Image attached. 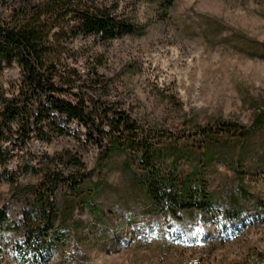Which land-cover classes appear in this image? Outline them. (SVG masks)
<instances>
[{
	"label": "rangeland",
	"instance_id": "obj_1",
	"mask_svg": "<svg viewBox=\"0 0 264 264\" xmlns=\"http://www.w3.org/2000/svg\"><path fill=\"white\" fill-rule=\"evenodd\" d=\"M97 1L132 32L105 41L73 23L74 31L59 44L55 81H77L127 112L149 137H161L164 147L187 157L179 161L181 174L203 153L202 133L229 122L251 128L264 111V0H171L166 6L163 0ZM40 2L0 0V25L30 14ZM96 75L101 82L89 89ZM21 80L16 63L4 65L0 90L11 97ZM51 130H45L50 141L35 138L22 149L12 148L9 178L0 183V207L11 205V219L25 207L17 198L21 187L38 185L48 171L77 173L62 163L66 155L87 166L88 187L100 186L91 198L101 214L95 220V212L79 205L71 241L51 264L69 254L76 255L69 264H249L264 253V128L244 141L219 137L207 143L215 155L204 172L213 208L187 213L181 225L162 213L147 214L145 195L134 184L137 166L126 155L103 161L76 124L60 136ZM27 164L38 172L24 173ZM240 189L247 194L236 205L245 222L226 230L218 212L231 206ZM56 195L60 206L70 201L67 188ZM17 242L16 233H0L4 264H20Z\"/></svg>",
	"mask_w": 264,
	"mask_h": 264
},
{
	"label": "trees",
	"instance_id": "obj_2",
	"mask_svg": "<svg viewBox=\"0 0 264 264\" xmlns=\"http://www.w3.org/2000/svg\"><path fill=\"white\" fill-rule=\"evenodd\" d=\"M40 1L30 14L18 15L12 24L0 25V73L4 65L16 63L22 77L11 97L0 90V167L5 170L0 172V183L9 178L7 166L13 147L22 149L35 138L50 141L46 128L50 127L60 136L68 126L76 124L85 129L87 142L100 150L103 161L120 153L137 166L139 173L133 175L134 184L145 195L147 214L156 217L162 213L170 222L181 225L187 213L202 214L212 209L215 197L208 191L204 172L215 155L207 143L219 137L244 141L253 130L264 128V111L251 128L229 122L221 123L213 132L202 133L203 153L192 170L181 174L179 161L187 157L173 147H164L161 137H149L127 112L92 96L83 85H77V81L69 79L63 85L55 81L62 61L59 44L63 35L74 31L73 23L105 41L122 38L132 32V28L118 22L111 10L99 5L97 0ZM171 3V0H163L161 5ZM95 78L89 89L100 84L99 75ZM13 143L16 145L12 146ZM61 161L77 173L65 176L48 171L38 185L21 187L17 198L26 203L15 218L11 219V205L0 207V233L12 231L20 237V242L15 243L20 264H51L59 248L67 247L71 241L73 217L79 205L84 204L95 212V220L96 213H100L91 197L101 188L88 187L87 166L70 154ZM22 171L38 172L29 164L24 165ZM61 188H67L71 196L64 206H60L56 195ZM246 194L240 189L239 194L231 198V206L218 212L224 229L232 230L244 224L236 203ZM2 253L0 246V264H4ZM75 256L69 254L60 264H69L67 259ZM249 264H264V253Z\"/></svg>",
	"mask_w": 264,
	"mask_h": 264
}]
</instances>
